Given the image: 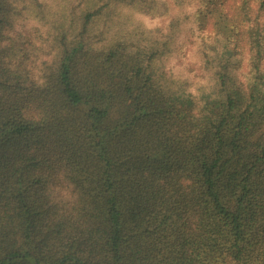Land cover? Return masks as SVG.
Here are the masks:
<instances>
[{"label": "trees", "instance_id": "obj_1", "mask_svg": "<svg viewBox=\"0 0 264 264\" xmlns=\"http://www.w3.org/2000/svg\"><path fill=\"white\" fill-rule=\"evenodd\" d=\"M35 1L0 0V264H264V0ZM120 4L161 27L86 35Z\"/></svg>", "mask_w": 264, "mask_h": 264}, {"label": "rangeland", "instance_id": "obj_2", "mask_svg": "<svg viewBox=\"0 0 264 264\" xmlns=\"http://www.w3.org/2000/svg\"><path fill=\"white\" fill-rule=\"evenodd\" d=\"M33 1V0H32ZM35 3L42 4L45 6V12L47 14V18H50L52 22H54L60 29H66V31L72 33L77 31L82 25L83 15L89 11H93L96 5L99 3L97 0H36ZM70 4H73L71 7ZM70 6L71 10H67V7ZM135 8V7H134ZM118 12L115 15L116 18H113V22L108 23L110 25H103V17H98L94 19L91 23V26L87 27L86 35L89 37L98 36L105 38V41L109 39V34L113 29H116L115 22L125 19V22L122 21L124 27L130 30L133 26V22L139 23L144 28H157L161 27V20L158 17H151L139 13L136 9H133L124 4H120L117 6ZM93 26V27H92ZM166 65L171 67H175L174 60L171 58H166ZM173 69V68H172ZM184 74V72L181 71ZM192 82L190 83V85ZM192 90V87H189Z\"/></svg>", "mask_w": 264, "mask_h": 264}]
</instances>
